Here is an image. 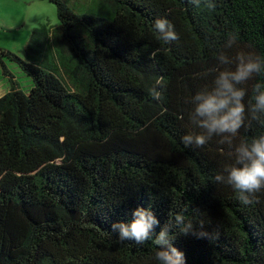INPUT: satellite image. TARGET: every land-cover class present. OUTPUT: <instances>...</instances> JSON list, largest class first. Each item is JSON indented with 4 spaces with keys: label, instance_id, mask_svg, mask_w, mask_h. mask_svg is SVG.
Returning <instances> with one entry per match:
<instances>
[{
    "label": "trees",
    "instance_id": "trees-1",
    "mask_svg": "<svg viewBox=\"0 0 264 264\" xmlns=\"http://www.w3.org/2000/svg\"><path fill=\"white\" fill-rule=\"evenodd\" d=\"M46 1L58 25L35 28L24 58L0 49L10 85L0 97V264H157L150 240L112 232L138 207L153 211L156 234L171 228L185 264H264V190L245 205L215 179L264 125L246 113L231 147L218 136L182 143L200 131L192 99L223 70L218 54L264 57V0ZM158 18L177 40L159 39ZM256 83L264 75L244 85L246 105Z\"/></svg>",
    "mask_w": 264,
    "mask_h": 264
},
{
    "label": "clouds",
    "instance_id": "clouds-1",
    "mask_svg": "<svg viewBox=\"0 0 264 264\" xmlns=\"http://www.w3.org/2000/svg\"><path fill=\"white\" fill-rule=\"evenodd\" d=\"M199 4L200 0H192ZM209 8L215 5L208 3ZM153 28L165 44L178 39L173 25L163 18L153 23ZM237 35L229 33L226 48H231ZM155 55V52L153 53ZM217 59L223 70H218L213 86L197 93L193 99L190 122L199 132H193L182 138L185 147L195 145L203 147L214 136L221 137V143L230 147L239 130L244 126L246 113L253 121L264 125V83H256L248 104L243 101L248 95L244 85L254 76L264 75V57L253 53L239 52L234 60L221 51ZM235 64V67H228ZM159 98V93H155ZM235 162L224 169L226 175H217V182L229 185L237 199L245 205L254 202L255 194L264 190V134L249 139H241L234 148ZM130 223H113V233H118L117 240H133L137 244L151 241L155 246L153 259L157 264H185L184 253L173 246L174 237L171 228L164 226L158 234L155 228L159 220L150 208H136ZM176 225L183 234H189L193 225L185 222L183 215L175 217Z\"/></svg>",
    "mask_w": 264,
    "mask_h": 264
},
{
    "label": "rangeland",
    "instance_id": "rangeland-1",
    "mask_svg": "<svg viewBox=\"0 0 264 264\" xmlns=\"http://www.w3.org/2000/svg\"><path fill=\"white\" fill-rule=\"evenodd\" d=\"M56 7L46 0H0V49L24 58L33 30L41 24L58 25ZM16 73L25 92L32 88L31 80L19 70ZM0 69V97L9 91Z\"/></svg>",
    "mask_w": 264,
    "mask_h": 264
},
{
    "label": "crops",
    "instance_id": "crops-1",
    "mask_svg": "<svg viewBox=\"0 0 264 264\" xmlns=\"http://www.w3.org/2000/svg\"><path fill=\"white\" fill-rule=\"evenodd\" d=\"M4 80V79H3ZM4 82L8 85V83H7V81L6 80H4Z\"/></svg>",
    "mask_w": 264,
    "mask_h": 264
}]
</instances>
